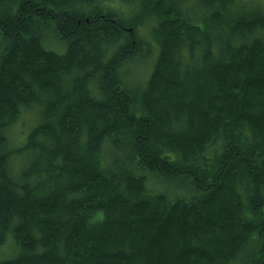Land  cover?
Listing matches in <instances>:
<instances>
[{"label":"trees","instance_id":"obj_1","mask_svg":"<svg viewBox=\"0 0 264 264\" xmlns=\"http://www.w3.org/2000/svg\"><path fill=\"white\" fill-rule=\"evenodd\" d=\"M0 264H264V5L0 0Z\"/></svg>","mask_w":264,"mask_h":264},{"label":"rangeland","instance_id":"obj_2","mask_svg":"<svg viewBox=\"0 0 264 264\" xmlns=\"http://www.w3.org/2000/svg\"><path fill=\"white\" fill-rule=\"evenodd\" d=\"M249 1H259V2H261L263 5H264V0H249ZM137 63H140V60L139 61H137ZM151 63H152V60L150 61H144V62H142L140 65H137L136 63H131V64H129V66L126 68L128 71L130 70L131 72H133L135 75V77L134 78H132V82H133V84L135 85L137 82L135 81L136 79H138V78H144V79H146L147 77H148V74L150 73V68H151ZM124 71L125 72H128V71H126L125 69H124ZM138 81H140V79L138 80ZM29 121V119L28 118H25V122H28ZM23 125H24V122H23V120L22 121H20L18 124H17V126L21 129V127H23ZM30 130V129H29ZM28 130V131H29ZM28 131H27V133H28ZM17 132V131H16ZM18 133V132H17ZM26 133V134H27ZM26 134H25V138H26ZM14 136H15V132H14ZM24 138V139H25Z\"/></svg>","mask_w":264,"mask_h":264}]
</instances>
